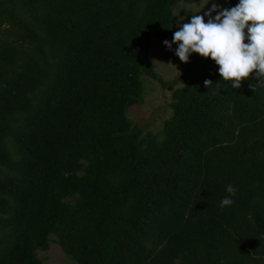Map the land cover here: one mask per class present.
Wrapping results in <instances>:
<instances>
[{
    "label": "trees",
    "instance_id": "1",
    "mask_svg": "<svg viewBox=\"0 0 264 264\" xmlns=\"http://www.w3.org/2000/svg\"><path fill=\"white\" fill-rule=\"evenodd\" d=\"M198 1L0 0V264H264V86L152 59ZM147 79L182 85L158 132Z\"/></svg>",
    "mask_w": 264,
    "mask_h": 264
},
{
    "label": "clouds",
    "instance_id": "2",
    "mask_svg": "<svg viewBox=\"0 0 264 264\" xmlns=\"http://www.w3.org/2000/svg\"><path fill=\"white\" fill-rule=\"evenodd\" d=\"M163 43L169 50L176 44L175 55L184 63L193 53L215 61L222 80L235 89L252 77L264 86V0H239L228 9L213 4L204 15H191L189 22L178 26L173 40ZM212 83L204 81L205 87ZM249 87L255 90L253 84ZM235 191L232 185L226 187L230 195L221 200V208L233 204L230 197Z\"/></svg>",
    "mask_w": 264,
    "mask_h": 264
},
{
    "label": "rangeland",
    "instance_id": "3",
    "mask_svg": "<svg viewBox=\"0 0 264 264\" xmlns=\"http://www.w3.org/2000/svg\"><path fill=\"white\" fill-rule=\"evenodd\" d=\"M225 0H199L194 4L184 3L181 6V13L177 12L179 25L187 23L191 19V15H204L213 4L222 7ZM183 11L188 14L184 16ZM216 13H213V17ZM188 17V18H187ZM208 17L205 16L207 21ZM163 38L155 37L152 40L151 53L157 73L165 80L172 81L177 78L185 65L178 56L175 55V49L178 47L172 44V50L165 45ZM147 92L144 106H137L131 109V118L142 126H146V131L158 132L163 121L171 113L169 104L171 103L172 93L174 89L182 85H170L164 88L157 80L147 79ZM40 257L46 264H77L73 259L68 257L57 244H52L47 252H40Z\"/></svg>",
    "mask_w": 264,
    "mask_h": 264
}]
</instances>
